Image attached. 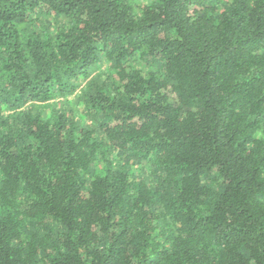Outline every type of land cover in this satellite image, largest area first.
Masks as SVG:
<instances>
[{
	"label": "trees",
	"instance_id": "obj_1",
	"mask_svg": "<svg viewBox=\"0 0 264 264\" xmlns=\"http://www.w3.org/2000/svg\"><path fill=\"white\" fill-rule=\"evenodd\" d=\"M0 264H264V0H0Z\"/></svg>",
	"mask_w": 264,
	"mask_h": 264
}]
</instances>
